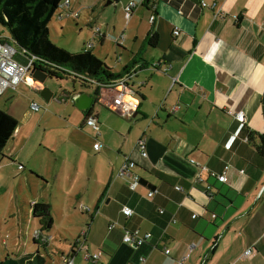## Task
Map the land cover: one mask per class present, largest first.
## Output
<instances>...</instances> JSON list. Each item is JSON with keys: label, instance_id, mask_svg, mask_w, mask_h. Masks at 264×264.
Wrapping results in <instances>:
<instances>
[{"label": "crops", "instance_id": "obj_1", "mask_svg": "<svg viewBox=\"0 0 264 264\" xmlns=\"http://www.w3.org/2000/svg\"><path fill=\"white\" fill-rule=\"evenodd\" d=\"M68 2L55 13L59 19L71 10ZM201 2L216 3L222 15ZM144 8V31L131 37L139 44L116 72L128 67L121 76L132 74L125 94L139 101L134 117L112 110L110 93L97 85L52 95L53 112L39 117L48 136L24 156L30 138L20 137L18 120L0 109V140L8 136L0 153L22 165L21 179L38 191L29 203L32 219L38 220L32 206L46 204L52 222L38 220L40 231L63 226L69 232L68 239L61 236L68 243L62 249L51 245V234L46 247L34 242L33 252L7 255L38 251L45 264L70 258L73 264H264V155L247 140L250 132L264 137V0H149ZM152 35L155 46L147 42ZM35 87L42 88L37 81ZM80 94L96 95L86 111L72 101ZM229 111L243 112L244 122ZM87 113L97 119L99 136L85 124ZM57 124L61 130L54 133ZM140 138L146 158L135 148ZM127 157L140 178L135 191L116 176ZM226 167L224 184L216 177ZM150 190H156L152 198ZM124 207L131 217L122 215ZM134 230L151 238L138 247L125 244L124 235ZM191 243L196 248L189 253ZM98 252L95 263L82 257Z\"/></svg>", "mask_w": 264, "mask_h": 264}, {"label": "rangeland", "instance_id": "obj_2", "mask_svg": "<svg viewBox=\"0 0 264 264\" xmlns=\"http://www.w3.org/2000/svg\"><path fill=\"white\" fill-rule=\"evenodd\" d=\"M71 11L73 16L59 19L54 14L49 23V37L53 44L71 53L79 52L88 47L94 39L93 53L100 57L107 68L113 70L115 76L120 67L131 56L130 48H137L139 43H134L132 36L135 33L142 35L148 21V12L141 5L143 0H72ZM110 2V3H109ZM134 3L136 8L129 22L124 15V7ZM77 14V17H74ZM93 28H99L104 34L105 41L100 44L95 37ZM0 32L9 36V32L0 24ZM123 35L124 40L117 45L116 41ZM134 43V44H133ZM121 59V62H119ZM119 62V63H118ZM38 85V84H37ZM40 89H32L30 86L20 84L16 90L7 89L0 95V109L12 114L19 122L20 137L30 138L24 156L32 148L39 145L48 136L43 134V124H39V117L53 112L48 109L49 103L41 97V90L47 89L53 97H59L70 93L74 88L81 89L79 82H73L71 78L47 77ZM55 98L51 102H54ZM32 103L41 106L39 113L30 110ZM57 111V108L54 110ZM45 125V124H44ZM52 131L61 130L60 125L52 127ZM43 134V135H42ZM13 143H9L11 147ZM45 145V144H43ZM7 151L0 153V260L7 254H14L20 250L33 252L35 245L32 240L34 231H40L39 221L31 217L29 203L36 200L38 191L30 189L27 180L21 179V167L7 156ZM26 174L31 170L26 167ZM35 181V179H33ZM63 226L49 232L43 231V235H53L52 246L62 249L68 245L61 241V236L68 239V231ZM18 246V248L14 247ZM66 248V246H65ZM14 256V255H13ZM16 257V255L14 256Z\"/></svg>", "mask_w": 264, "mask_h": 264}, {"label": "trees", "instance_id": "obj_3", "mask_svg": "<svg viewBox=\"0 0 264 264\" xmlns=\"http://www.w3.org/2000/svg\"><path fill=\"white\" fill-rule=\"evenodd\" d=\"M63 1L0 0V24L9 32L8 41L13 42L20 51L24 50L34 58L32 68L39 69L47 77L59 79L69 77L73 82H79L82 86H92L95 83L99 87L114 82L127 72L128 67H124L120 75L113 76L111 70L93 53L91 48L71 53L57 47L50 40L48 26ZM147 1L144 0L141 5L146 7L149 3ZM157 40V35L147 37V42L151 46H155ZM98 91L99 88H97L96 95ZM3 118L4 115L0 112V123ZM7 137V135L1 136L0 149ZM247 140L253 143L260 155H264L263 136L250 132ZM255 140H258L260 144L255 143ZM31 210L35 219L44 222L46 226L51 225L48 205L36 203ZM46 245L38 246L46 247ZM0 264H45V260L37 251L34 254L20 257L6 255L0 260Z\"/></svg>", "mask_w": 264, "mask_h": 264}, {"label": "built area", "instance_id": "obj_4", "mask_svg": "<svg viewBox=\"0 0 264 264\" xmlns=\"http://www.w3.org/2000/svg\"><path fill=\"white\" fill-rule=\"evenodd\" d=\"M69 5L68 0H64L61 5L59 6L58 10H61L62 8H65ZM202 7H208L215 11L216 16L222 15L221 8H218V5L216 3L207 4L205 2H201ZM136 8V5L134 3L128 4L124 8V15L127 22L132 17V12ZM68 16H73L72 13H68ZM74 17H77V14H74ZM150 22L153 23L155 20L154 16H150ZM93 32L95 37L100 38L103 37L101 31L99 28H93ZM173 34L175 36L179 35V30L175 29ZM94 42V39H93ZM118 40L116 41V44H118ZM94 43H91L88 45V49H90ZM119 45V44H118ZM19 58L20 60H27V64L24 65L20 61H18L16 58ZM34 62V58H32L26 51L22 50L20 51L11 41H8V38H4L3 36H0V95L3 94L7 89H16L20 84H26L27 86H30L31 88L35 87V80L32 78L31 69L32 64ZM29 80V81H28ZM128 78L123 77L121 80H115L114 82L110 84H106L103 86H99L105 90H107L110 93V96L112 97V103H111V109L116 111L117 113L121 114L123 117H131L137 110L139 101L131 98H127L125 92L128 89L126 87ZM96 85L95 83H93ZM98 86V85H97ZM40 106L36 103H32L30 106V109L34 112H37L39 110ZM229 114L233 116V118L238 122H244V113L243 112H233L229 111ZM85 124L92 128L97 136L100 135L99 132V124L97 119L90 115L86 121ZM101 145L99 143H96L93 145V148L95 150H99ZM136 150L139 152L142 158H146L148 156V153L146 151V140L144 138H140L137 140L135 144ZM136 168V163L132 160H130L128 157L125 158L124 163L121 165L117 172V177L119 178H125L128 180V188L130 191H135L137 187L140 184V178L134 173V169ZM227 170L228 167L225 168L224 172L222 174L217 175V179L219 182L227 184L228 178H227ZM197 182H201L200 179L197 180ZM210 187L207 186L206 190L209 191ZM177 191H181L182 189L177 187ZM156 194V190H150L147 193L148 198L154 197ZM87 212H90V209L86 208ZM121 213L123 216L129 218L132 215V210L130 208L124 207L121 210ZM160 213H163V211H160ZM196 215L193 216L195 218ZM151 238L150 233H140L138 230H134L132 232H127L123 237V242L125 244H128L130 246L138 247L143 244H145L149 239ZM32 240L35 242V244H46L49 241V238L41 231H34L32 234ZM196 248V245L194 243L189 244L188 246V252L190 253L192 250ZM251 249H248L245 252V256H248L251 254ZM164 253L167 255L169 254V250H165ZM189 254L186 255L188 257ZM70 257V256H69ZM83 259L85 261L93 262L95 263L100 257L101 252H98L96 254H89L85 253L83 254ZM139 262H144V258H140ZM67 264H73V259H67Z\"/></svg>", "mask_w": 264, "mask_h": 264}, {"label": "water", "instance_id": "obj_5", "mask_svg": "<svg viewBox=\"0 0 264 264\" xmlns=\"http://www.w3.org/2000/svg\"><path fill=\"white\" fill-rule=\"evenodd\" d=\"M147 2H149V0ZM16 59L24 65L27 64V60H20L18 57ZM30 75L32 76V78L35 81L39 82L40 84H43L45 82V80L47 79V75L45 73H43L39 69H35V68L31 69ZM123 77L128 78L127 83H126V87L131 88L129 83L131 81L132 74H126L124 76L119 77L117 80H121ZM40 94H41V97L43 98V100L47 103L50 101V99L52 98V95H53L47 89H42ZM93 99H94L93 97H91L87 94H80L78 96H73L72 101L75 102V104L79 110L86 111L93 105ZM133 117H134V115H133Z\"/></svg>", "mask_w": 264, "mask_h": 264}, {"label": "bare ground", "instance_id": "obj_6", "mask_svg": "<svg viewBox=\"0 0 264 264\" xmlns=\"http://www.w3.org/2000/svg\"><path fill=\"white\" fill-rule=\"evenodd\" d=\"M29 81V80H28Z\"/></svg>", "mask_w": 264, "mask_h": 264}]
</instances>
